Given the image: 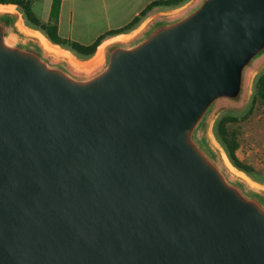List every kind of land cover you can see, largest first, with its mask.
Returning <instances> with one entry per match:
<instances>
[{"label": "water", "instance_id": "95a60500", "mask_svg": "<svg viewBox=\"0 0 264 264\" xmlns=\"http://www.w3.org/2000/svg\"><path fill=\"white\" fill-rule=\"evenodd\" d=\"M20 23L0 13V264H264V187L213 133L264 72V0H192L79 67Z\"/></svg>", "mask_w": 264, "mask_h": 264}, {"label": "crops", "instance_id": "0c3cea01", "mask_svg": "<svg viewBox=\"0 0 264 264\" xmlns=\"http://www.w3.org/2000/svg\"><path fill=\"white\" fill-rule=\"evenodd\" d=\"M29 1L39 23L44 26H52L56 23L58 36L62 40L92 46L102 37L107 36L100 45L102 46L124 35L110 34L129 26L149 6L167 0H63L57 20L53 19L52 14L54 0ZM9 6L17 7V5ZM159 10L155 9L153 13Z\"/></svg>", "mask_w": 264, "mask_h": 264}, {"label": "rangeland", "instance_id": "374dc122", "mask_svg": "<svg viewBox=\"0 0 264 264\" xmlns=\"http://www.w3.org/2000/svg\"><path fill=\"white\" fill-rule=\"evenodd\" d=\"M191 1L192 0H190V2ZM190 2H188L187 4H189ZM187 4H185L184 6H186ZM173 10L176 9L159 10L153 13L151 16H154L160 12H165V11L168 12ZM16 11L22 15L24 23L28 28L33 29L45 35L42 31L32 28V26L28 23L27 19L25 18L24 14L22 13L21 9H19V7H16ZM63 49H66L69 52L73 53V55L79 60L82 61L90 60L78 54H75L74 52H72L67 48H63ZM256 79L254 81L252 95L246 107L243 110H240L241 108L226 103L223 105V108L225 110H223L219 114L217 121L215 122L216 125V123L223 118H231L234 120V122L229 123L226 128V134L229 140L228 145L230 148L233 149L237 161L248 171L240 170L231 161V159L229 158L227 148L223 146L221 142H219L218 138L215 135V125L213 128V133L216 140L221 145L222 149L227 155L231 164L238 171L244 173L253 182L264 187V103L255 100Z\"/></svg>", "mask_w": 264, "mask_h": 264}, {"label": "trees", "instance_id": "16d2710c", "mask_svg": "<svg viewBox=\"0 0 264 264\" xmlns=\"http://www.w3.org/2000/svg\"><path fill=\"white\" fill-rule=\"evenodd\" d=\"M63 0H54L53 3V19L57 20L59 16V12L61 9ZM190 0H167V1H159L155 2L151 6H149L139 17H137L129 26L126 28L110 35H120V34H127L134 31L137 27L141 25L150 15L153 14L155 9L165 10V9H177L185 4H187ZM0 5H17L19 9H21L22 13L24 14L25 18L27 19L28 23L32 26V28L36 30L42 31L46 37L56 45L62 46L63 48H67L78 54L84 58L90 59L95 56L97 53L98 48L106 39L107 36L102 37L97 43L92 46H83L79 43L62 40L58 36V28L55 25L52 26H44L39 23L36 19L33 10H32V3L29 0H0ZM256 89V96L255 100L261 101L264 103V72L258 75L255 83ZM231 122H234L231 118H223L218 121L215 125V135L218 138L219 142L223 144L228 150L229 158L234 163V165L239 168L240 170H247L244 168L238 161L234 154L232 148L229 147V140L226 134L227 125ZM248 171V170H247Z\"/></svg>", "mask_w": 264, "mask_h": 264}, {"label": "bare ground", "instance_id": "6f19581e", "mask_svg": "<svg viewBox=\"0 0 264 264\" xmlns=\"http://www.w3.org/2000/svg\"><path fill=\"white\" fill-rule=\"evenodd\" d=\"M15 6H9V5H0V13H16V7ZM19 29L25 33V34H29L31 36H34L35 38L39 39V41L41 42V44L44 46L45 50L52 56L58 57V58H67L75 67H79V63H77L74 59V57L72 56V54L68 51L65 50L63 48H61L60 46L54 45L52 44L48 38L43 35L40 32L37 31H33L29 28H27L26 26H24L22 23H20L19 25ZM127 35H120L115 39H123L126 38ZM108 43V42H107ZM107 43L103 44L102 46H100L97 50V53L94 56V59H98L100 57V55L102 54L105 46L107 45ZM225 157V162L226 165L228 166V168L230 169V171L238 176V177H242L244 179H246L247 181H250V179L242 172L238 171L235 167H233V165L230 163V161L228 160V158L226 156ZM254 185H258L254 182H252Z\"/></svg>", "mask_w": 264, "mask_h": 264}, {"label": "built area", "instance_id": "2783aa9c", "mask_svg": "<svg viewBox=\"0 0 264 264\" xmlns=\"http://www.w3.org/2000/svg\"><path fill=\"white\" fill-rule=\"evenodd\" d=\"M18 7V6H17Z\"/></svg>", "mask_w": 264, "mask_h": 264}]
</instances>
